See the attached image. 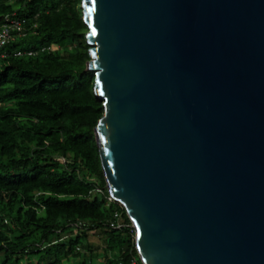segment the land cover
Returning <instances> with one entry per match:
<instances>
[{"label": "water", "instance_id": "1", "mask_svg": "<svg viewBox=\"0 0 264 264\" xmlns=\"http://www.w3.org/2000/svg\"><path fill=\"white\" fill-rule=\"evenodd\" d=\"M109 192L144 264H264V0H83Z\"/></svg>", "mask_w": 264, "mask_h": 264}, {"label": "trees", "instance_id": "2", "mask_svg": "<svg viewBox=\"0 0 264 264\" xmlns=\"http://www.w3.org/2000/svg\"><path fill=\"white\" fill-rule=\"evenodd\" d=\"M12 20L24 24L0 48V264H142L103 169L82 0H0V30Z\"/></svg>", "mask_w": 264, "mask_h": 264}, {"label": "built area", "instance_id": "3", "mask_svg": "<svg viewBox=\"0 0 264 264\" xmlns=\"http://www.w3.org/2000/svg\"><path fill=\"white\" fill-rule=\"evenodd\" d=\"M24 21H10V23L5 24L2 29L0 30V48L6 46L10 39H11V31L16 30L21 32L23 29ZM30 55H33V52L30 53ZM0 57H4L0 55ZM80 224V223H79ZM112 228H115V224H111ZM131 264H137L135 261H133Z\"/></svg>", "mask_w": 264, "mask_h": 264}, {"label": "rangeland", "instance_id": "4", "mask_svg": "<svg viewBox=\"0 0 264 264\" xmlns=\"http://www.w3.org/2000/svg\"><path fill=\"white\" fill-rule=\"evenodd\" d=\"M104 239H105V236L97 234V235H92L90 238V241L93 247L97 249H101L104 247Z\"/></svg>", "mask_w": 264, "mask_h": 264}, {"label": "clouds", "instance_id": "5", "mask_svg": "<svg viewBox=\"0 0 264 264\" xmlns=\"http://www.w3.org/2000/svg\"><path fill=\"white\" fill-rule=\"evenodd\" d=\"M82 8H83V0H82ZM83 16H84V21H85V12H84V9H83ZM88 27V26H87ZM88 33H89V28H88ZM88 33H87V35H88ZM86 38H87V36H86ZM87 43H88V39H87ZM88 45H89V43H88ZM90 47V46H89ZM90 50V49H89ZM94 89H95V85H94ZM95 94H96V96H97V98H98V95H97V92H96V89H95ZM104 105V104H103ZM105 111V110H104ZM104 116V115H103ZM103 118V117H102ZM110 193V192H109ZM110 195H111V197L113 198V196H112V194L110 193ZM114 199V198H113ZM121 204V203H120ZM137 248V247H136ZM138 251V250H137ZM139 254V253H138ZM139 257H140V255H139ZM140 259H141V257H140ZM141 262H142V264H144L143 263V261H142V259H141Z\"/></svg>", "mask_w": 264, "mask_h": 264}]
</instances>
